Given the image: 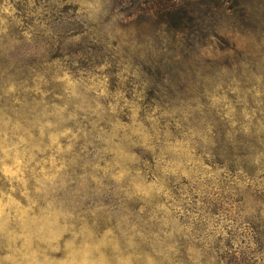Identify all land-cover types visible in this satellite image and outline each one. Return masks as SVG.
Listing matches in <instances>:
<instances>
[{"label":"rangeland","instance_id":"rangeland-1","mask_svg":"<svg viewBox=\"0 0 264 264\" xmlns=\"http://www.w3.org/2000/svg\"><path fill=\"white\" fill-rule=\"evenodd\" d=\"M143 1L0 0V264H264V0Z\"/></svg>","mask_w":264,"mask_h":264},{"label":"trees","instance_id":"trees-1","mask_svg":"<svg viewBox=\"0 0 264 264\" xmlns=\"http://www.w3.org/2000/svg\"><path fill=\"white\" fill-rule=\"evenodd\" d=\"M125 1H129V0H121V2H125ZM180 1H181V4H184L186 2L185 0H171V2L169 3V5L167 6V5L164 4V2H162V0H151L152 3H154V4L157 5L155 9L153 8V5L154 4H152L150 6H145V7L142 6V7H140L137 10H139V11H142V10H150V8H151V11L153 9L154 13L157 14V15L158 14H160L162 16L163 15H167L168 18H165V20H163V21L166 22V21H169V19H170V14L172 12V8L176 7V4L178 2H180ZM226 1H230V0H226ZM143 2L144 3H148L150 1L149 0H145ZM165 6H167V7H165ZM228 8H230V6ZM137 10H133V11H135L134 14L139 12Z\"/></svg>","mask_w":264,"mask_h":264}]
</instances>
